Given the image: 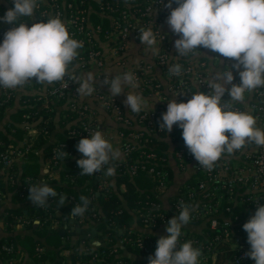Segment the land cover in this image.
<instances>
[{
  "label": "built area",
  "instance_id": "2783aa9c",
  "mask_svg": "<svg viewBox=\"0 0 264 264\" xmlns=\"http://www.w3.org/2000/svg\"><path fill=\"white\" fill-rule=\"evenodd\" d=\"M167 2L168 0H37L34 11L37 16L21 17L18 21L25 22L30 27L35 22H47L48 18L59 17L65 23L70 38L83 43V47L77 50V57L69 65L64 81L41 84L30 80V85L26 83L16 89L0 87V115L12 107L11 110L16 111L34 107L32 102H41L40 109L54 110L55 117L72 124L67 125L65 130L69 141L52 142L49 157L43 163V171L48 175V180H54L55 175L49 170L61 161L56 157V153L63 150L67 152L65 157L73 159V164L72 173H66V177L76 188L77 181L86 176L83 185L87 190L85 194L80 192L78 195H66V201L75 206L81 203L80 197L85 196L90 201L88 209L82 217L69 219L70 215H60L58 211L53 213L47 205L36 206L44 213V222L49 224V228L63 230L64 234H69L67 239L70 245L60 252L61 262L58 264H148V258L154 255L158 239L144 229L167 227L168 221L178 216L182 204L191 206L189 223H205L200 233L182 229L179 238L180 244L191 241L193 247L201 250L199 264H255L254 260L245 255L250 250V245L242 226L254 215L258 201L264 205V146L249 143L232 154L224 153L213 169L208 170L200 167L185 146L181 128L174 125L167 135V131L159 127L162 114L166 111L165 103L173 99L177 102H187L192 94L210 92L207 85L210 82L208 63L203 59H196L200 52L181 57L168 44L163 30L171 11L164 7ZM176 6L175 3L172 4V8ZM13 7V0H7L6 11ZM91 13H97L104 18V22L108 21L107 26L102 24L101 20L99 23L91 22L87 16ZM3 16L0 12V17ZM11 27L13 25L5 24L1 28L0 39L4 38V33ZM148 28L152 29L157 38L156 46L148 55L150 58L143 55L136 59V62L128 63L127 57L123 56L131 55L127 53L131 43L140 44L139 31ZM209 54L211 61L220 57L211 51ZM177 63L183 69L179 76L168 72L169 66ZM224 63L223 70H227V66L234 61L225 60ZM109 64L112 69H118L116 75L126 72L135 75L138 86L133 89L143 97L145 103L153 95L158 98L159 103L151 108L146 105L139 113L126 109L121 102L122 94L112 97L108 86L102 83L108 74L110 78L115 76L111 73V68L108 69ZM89 71H95V90L91 96L81 97L76 91L78 84L70 77H81ZM164 75L166 84L162 83ZM233 75V82L239 84L238 72L234 71ZM180 92L182 94L178 95ZM24 96H31L32 99L23 98ZM229 99L230 97L223 98L225 101ZM88 100H91L94 106ZM11 101H14V104H11ZM232 108L252 114L256 118V126L264 130V88L245 93L243 102H232ZM98 109L110 114L116 125L111 132L108 131L110 135L104 134L105 139L117 141L120 152V157L110 161L104 169L106 171L107 167H115L116 173L112 177L105 176L103 171L92 176L80 175L82 170L77 165V160L82 158L76 147L79 140L99 129ZM35 117H41L39 108L22 114L20 126L25 133L21 141L6 144L0 140V182L7 186L17 184L16 191L23 200L27 198L26 192L30 185L41 183L39 178L20 179L14 174V169L26 162L30 153L41 155L40 150L34 147V139L41 130L34 126L35 121L29 120ZM0 128L3 130L1 124ZM164 135L167 140L170 138L171 142L163 149ZM169 161L175 163L181 171L190 168L191 177L189 176L165 205L153 197L161 200L160 195L172 182ZM140 173L150 177L154 183L155 194L153 197L147 194L139 201V206L133 209L139 225L125 229L121 235L114 238H111L109 233L102 237V241L93 237L95 230L89 223L101 220L99 211L94 206L96 197H105L112 192L111 186L116 174L133 177ZM76 189L80 191L79 188ZM6 201L7 194L0 190V204H5ZM233 205L241 209L236 212ZM120 213L121 208L111 212L112 215ZM239 213H242V216ZM2 214L0 235L3 241L0 244V264L21 263L28 259V256L15 239V235L29 233L26 226L31 220L24 215H15L8 211ZM7 217H11L12 221H6ZM32 223L38 225L40 221L35 218ZM75 226L88 229L85 238L80 235L74 237ZM97 232L100 233L99 230ZM111 242H114V245L108 251L99 249L105 243ZM128 246L145 258H136V261L131 263L121 257L122 249ZM46 249L47 247L39 243L35 246L34 253L40 255ZM82 253H87L89 257L80 256Z\"/></svg>",
  "mask_w": 264,
  "mask_h": 264
},
{
  "label": "clouds",
  "instance_id": "9594fccd",
  "mask_svg": "<svg viewBox=\"0 0 264 264\" xmlns=\"http://www.w3.org/2000/svg\"><path fill=\"white\" fill-rule=\"evenodd\" d=\"M173 3L177 5L175 8H172ZM13 4L14 7L0 17V23L13 25L0 42V87L16 89L30 80L41 84L64 81L83 43L70 38L59 17L35 22L30 27L25 22L18 23L21 17H34L37 0H13ZM164 7L171 9L166 22L178 36L174 47L179 56L187 57L203 48L234 63L227 66V70L215 72L207 84L210 92L192 94L187 102L176 99L168 102L160 129L170 133L174 125L181 128L185 146L200 167L208 170L213 169L224 153L232 154L249 143L264 146V130L256 126V118L232 108V102L243 101L245 93L264 88V0H168ZM139 33L142 44L156 45L157 38L151 28L140 29ZM182 71L179 63L168 68L175 76ZM234 71L239 74V84L233 82ZM70 78L78 84L76 91L81 97L93 94L92 73ZM102 83L108 86L112 97L123 94L125 87L138 86L132 72L111 78L108 74ZM225 93L229 100L222 99ZM124 104L132 113H139L145 101L141 95L128 93ZM76 147L82 154L77 160L82 170L80 175L92 176L102 171L108 177L115 175V167L104 169L110 161L119 158L120 152L101 131L80 139ZM67 154L64 150L58 151L56 157L64 160ZM28 191V199L40 207L46 206L50 197L57 196L47 184L30 185ZM66 199L61 197L59 204L63 206ZM80 201L71 210L72 219L82 217L88 209L89 199L81 196ZM256 205L254 215L242 226L250 245L245 255L255 264H264V205L259 201ZM191 211V206L182 204L178 216L168 221L167 235L157 240L148 264H199L201 250L193 247L191 241L179 242L182 227L191 219Z\"/></svg>",
  "mask_w": 264,
  "mask_h": 264
},
{
  "label": "trees",
  "instance_id": "16d2710c",
  "mask_svg": "<svg viewBox=\"0 0 264 264\" xmlns=\"http://www.w3.org/2000/svg\"><path fill=\"white\" fill-rule=\"evenodd\" d=\"M6 1L3 0L0 2V12L5 14L6 12ZM37 16V13L34 14ZM88 19L93 23H99L100 20L102 24L107 26V22H104V18L102 19L97 13L88 14ZM28 21V20H27ZM5 24L0 23V30L4 27ZM23 98H31V96H24ZM14 104V101L10 102ZM10 104V105H11ZM35 104L34 107H25L22 109H17L16 111L10 112L9 121H7L6 126L3 128L1 123V115H0V124L3 130L0 128V140H3L6 144L9 142L21 141L23 139L25 130L23 127L20 126L22 122V114L34 109L39 108V115H41V120L35 117L34 119H29L35 121L34 126L41 130V133L36 136L34 139V147L39 149L41 155H35L30 153L28 155V159L26 162L21 164L20 166L14 169V174L20 179L24 177H31L33 179L39 178L41 180L40 184H47L48 186L52 187L57 196L54 198H49L47 206L49 210L53 213L58 211L60 215H70L72 208L74 207L72 203H68L65 200V204L61 206L59 204V199L61 197H66V195L74 194L78 195V193H83L87 190V187H84L83 183L86 180V176H82L81 179L77 181V186L74 188L75 185L70 184L69 179L66 177V173H72L71 166L73 164V159L70 157L65 159L51 170L55 175L54 180H48V175L43 171V163L49 157V149L52 146L53 141H69L66 137V131L59 132L55 130L53 119L56 116V112L54 110L48 111L40 109L42 106L41 102H32ZM31 122V121H29ZM61 130H63V124L60 125ZM43 130H45L43 132ZM169 134V133H165ZM163 144V149L166 145L170 144L167 138ZM170 174L172 176V172L170 170ZM191 177V175H190ZM43 179V180H42ZM114 183V184H113ZM112 184V192L103 197V195H99L96 197L94 206L97 211H99L100 215V222H91L89 223L96 231H100V234L95 235L97 239L102 241V237L109 233L111 238H114L116 235H121L125 229H130L131 227L139 225L138 218L132 212L133 209L139 206V201H142L147 194L154 196V183L148 177V175L144 173H140L133 177H129L127 175H118L116 174L115 180ZM1 187L0 190L5 191L7 194V203L0 204V217L3 216L4 211H8L12 214L24 215L26 218L31 220L30 224L26 226L29 233H18L15 235V239H17L20 246L26 252L28 259L22 261L18 264H58L61 262L60 259V252L68 248L70 245V241L67 239L69 234H60V230L51 229L49 228V224L44 222L45 215L42 211H40L32 202L28 199L29 191L26 192V200L20 198L18 192L16 191L15 185H4L0 182ZM167 187L166 191L169 189L170 185ZM39 185V184H38ZM92 185V183H91ZM124 185L125 190L120 191V186ZM165 191V192H166ZM175 195V194H174ZM174 196H170L169 199L171 200ZM153 199L157 200V202H161L158 198ZM117 208L122 209V213L120 214H111ZM241 209L238 206L233 205V210L238 212ZM242 216V213H239ZM37 218L40 223L35 225L32 223V220ZM76 217L75 219H77ZM5 219V218H4ZM70 219V216H69ZM6 221H12L11 217H7ZM88 221V220H87ZM86 221V222H87ZM111 222H114L111 224ZM88 223V222H87ZM189 224V223H188ZM197 224V223H190ZM158 229H162L163 227L157 226ZM156 229H144V231L149 232L152 236L156 237V234H153L151 231L157 230ZM166 228H164L165 230ZM187 230V228H184ZM188 231V230H187ZM167 234V232H166ZM3 238L0 235V244L2 243ZM41 244L47 249L41 253L40 255H36L34 253V248L37 244ZM114 245V242L105 243L104 245L100 246L99 249L109 250ZM124 252V255H123ZM80 256L84 258H88L87 253H82ZM114 258L113 256H110ZM110 257H107L108 259ZM121 257L126 259L129 262L136 261V258L143 260L145 257L139 253L138 251L128 247H124L121 252ZM104 264V263H103Z\"/></svg>",
  "mask_w": 264,
  "mask_h": 264
},
{
  "label": "crops",
  "instance_id": "0c3cea01",
  "mask_svg": "<svg viewBox=\"0 0 264 264\" xmlns=\"http://www.w3.org/2000/svg\"><path fill=\"white\" fill-rule=\"evenodd\" d=\"M1 1H3V0H0V2ZM163 30L166 33V36H167V39H168V44L170 45L171 49L174 50L175 49L174 42L177 39V35L172 33V31L170 30L168 24L164 25ZM2 41H3V39H0V42H2ZM155 46L150 47L147 44H142V43L134 44V43H131V47H130L129 51L127 52V53H130L131 55H129V56H125L124 55L123 57H127L126 59H127L128 63L136 62V59L140 58L143 55H145L146 58L149 59L150 57L148 55L150 53H152L153 47H155ZM209 53H210L209 50L201 48L199 55H196V56H198L196 59H198V60L203 59V60H205L208 63V71L210 73V81H211L212 78H213V75L215 74V72L221 71V70L224 69V64H225L224 61H225V59L220 56L218 60L211 61L210 58H209L210 57ZM107 66H108V69L111 68L110 64L107 65ZM110 71H111V73L113 75H116L117 72H118V69H114V68L112 69L111 68ZM88 73H92L93 76L95 77V71H89L87 73H84L83 75H81V77L86 76ZM95 82H96V80H95ZM162 83L163 84L167 83V79H166L165 75L163 76ZM27 84L30 85L29 82H27ZM128 93L137 94L136 91L133 88H130V87H125L124 88V93L122 94V97H121L122 101L121 102H123V105H124V107L126 109H129V108L125 106L124 100L126 99V95ZM226 97L227 98L229 97L227 93H225L223 98H226ZM17 100H19V98ZM88 101H89V103L92 106H94V104L91 102V100H88ZM158 103H159L158 98L153 95V96L149 97L148 102L145 103V106L143 108H145L146 105H148L147 108H151L153 105H157ZM165 107H166V110H167V103H165ZM11 109H13V107ZM11 109L3 112L2 115H1V120H2L1 123H3L2 124L3 128L6 126L7 121H9L10 112L14 111V110H11ZM97 121H98V127H99L98 131H101L103 133V135L104 134L110 135V132H111L110 130H112V129H114L116 127L115 123L113 122V118L111 117V115L106 113V112H104V111H102L101 109H98V119H97ZM65 122L66 121L63 122V120H61L60 118L55 117L54 120H53V124H54L55 130L59 131V132L60 131L63 132L64 130H66V126L67 125L68 126L72 125V124L65 123ZM61 124H63V130H61V128H60ZM108 131H110V132H108ZM106 140H108V139H106ZM165 140L166 139L163 138L162 142H164ZM108 141L110 143H112L114 149L119 150L118 149V143H117L116 140H111V141L108 140ZM168 141L171 142L170 138H168ZM169 166H170L169 168H170V170L172 172V184L170 185L169 189L166 192H164L162 195H160V199L162 200V202L165 205H166V203H168L169 197L170 196L171 197L174 196V194L179 189V187L181 185H183L184 182H186V180L190 176V171H191L190 168L189 169L186 168L185 170L181 171V170H179L176 167L175 163H171L170 161H169ZM114 180H115V178H114ZM114 180H113V182H114ZM119 188H120V191H124L125 190V186L124 185H121ZM7 202L8 201H6V203ZM135 227H137V226H135ZM204 227H205V223L204 222L197 223V224H191V225L189 223V224L183 226L182 229L187 228V230L190 231V232L200 233L204 229ZM164 228H167V227H163L162 229H158L157 228V230H153L151 232L153 234H156L157 235L156 236L157 239H159L161 236H166V229L164 230ZM84 229H87V228H84V227L83 228L82 227L79 228V227L75 226V228H74V230H75L74 231V237H76V235H80V237L82 238V235H83L82 230H84ZM97 234H100V233L95 230L94 233H93V237L97 238L95 236ZM123 255H124V252H123Z\"/></svg>",
  "mask_w": 264,
  "mask_h": 264
},
{
  "label": "water",
  "instance_id": "95a60500",
  "mask_svg": "<svg viewBox=\"0 0 264 264\" xmlns=\"http://www.w3.org/2000/svg\"><path fill=\"white\" fill-rule=\"evenodd\" d=\"M82 233H83L82 238H85V234L88 233V229L82 230ZM60 234L63 235L64 234V231L63 230L60 231Z\"/></svg>",
  "mask_w": 264,
  "mask_h": 264
}]
</instances>
